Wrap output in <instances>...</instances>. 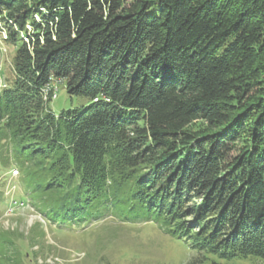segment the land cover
Wrapping results in <instances>:
<instances>
[{
	"label": "trees",
	"instance_id": "1",
	"mask_svg": "<svg viewBox=\"0 0 264 264\" xmlns=\"http://www.w3.org/2000/svg\"><path fill=\"white\" fill-rule=\"evenodd\" d=\"M0 29V170L49 221L127 213L187 264L264 259V0H0ZM58 82L88 103L53 113Z\"/></svg>",
	"mask_w": 264,
	"mask_h": 264
},
{
	"label": "rangeland",
	"instance_id": "2",
	"mask_svg": "<svg viewBox=\"0 0 264 264\" xmlns=\"http://www.w3.org/2000/svg\"><path fill=\"white\" fill-rule=\"evenodd\" d=\"M5 34L6 31L0 29V78L3 81L11 76L15 50L3 41ZM51 88L52 99L48 106L55 114L88 103L84 96L69 95L59 82L51 84ZM9 172L11 168L0 171V195L4 196L0 202V230L23 236L16 243L24 257L23 264H187L193 258L201 259V253L190 249L186 241L166 234L156 222L142 216L131 218L127 213L99 211L93 221L85 220L84 228L40 223L36 207L14 204L6 198ZM221 263L264 264V259L249 256Z\"/></svg>",
	"mask_w": 264,
	"mask_h": 264
},
{
	"label": "water",
	"instance_id": "3",
	"mask_svg": "<svg viewBox=\"0 0 264 264\" xmlns=\"http://www.w3.org/2000/svg\"><path fill=\"white\" fill-rule=\"evenodd\" d=\"M0 59H1V57H0Z\"/></svg>",
	"mask_w": 264,
	"mask_h": 264
}]
</instances>
